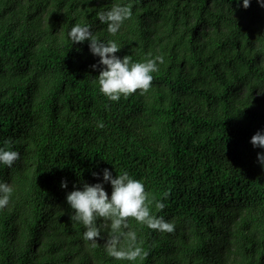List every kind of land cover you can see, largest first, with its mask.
I'll list each match as a JSON object with an SVG mask.
<instances>
[{
	"label": "trees",
	"instance_id": "obj_1",
	"mask_svg": "<svg viewBox=\"0 0 264 264\" xmlns=\"http://www.w3.org/2000/svg\"><path fill=\"white\" fill-rule=\"evenodd\" d=\"M117 2L133 15L111 34L97 13ZM75 23L133 60L163 52L152 87L109 99L100 57L69 36ZM262 128L259 0H0V145L21 153L0 165L15 189L0 209V264H264V148L251 142ZM104 167L143 179L166 204L154 213L176 224L128 218L143 258L109 255L107 230L93 245L72 222L68 191Z\"/></svg>",
	"mask_w": 264,
	"mask_h": 264
},
{
	"label": "clouds",
	"instance_id": "obj_2",
	"mask_svg": "<svg viewBox=\"0 0 264 264\" xmlns=\"http://www.w3.org/2000/svg\"><path fill=\"white\" fill-rule=\"evenodd\" d=\"M252 0H236L237 6L249 7ZM264 6V0H259ZM133 15L130 4L117 2L110 8L97 13L99 20L107 24L108 32L116 34L120 31L124 22ZM74 43L89 41L90 50L100 57L92 67L98 68L103 65L98 74L100 91L111 100H119L122 95L127 96L138 89L147 92L152 87L154 73L159 71L161 64L165 62L163 52L152 55L148 59L133 60L130 54L123 56L118 54L121 44L112 38L102 39L93 31L89 23H75L69 32ZM103 127V122H99ZM253 146L264 148V128L258 129L251 137ZM20 151L10 146L9 142L0 145V165L13 167L20 158ZM259 162L264 165V151L258 153ZM104 167L101 171H93L94 176H103L102 180L95 183L84 181L82 187H74L68 191L66 199L71 209L72 222L79 221L85 226L84 240L96 244L98 238L108 231L105 242L106 251L109 255L118 259L127 258L135 260L147 255L142 245L138 242L137 233L130 227L129 217L146 224L149 228L159 231H175L174 221L163 215H156L153 205L157 209H164L166 204L163 200L155 199L146 189L143 179L137 178L129 171H117ZM110 182L111 193L105 185ZM67 177L61 181V186L68 187ZM12 183L0 179V209L9 204L14 192ZM101 219L103 222H100ZM110 222V223H109ZM129 242L127 247L122 242Z\"/></svg>",
	"mask_w": 264,
	"mask_h": 264
}]
</instances>
